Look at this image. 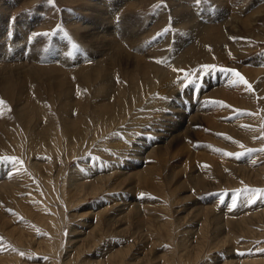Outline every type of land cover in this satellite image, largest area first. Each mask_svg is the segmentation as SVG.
Here are the masks:
<instances>
[{
    "label": "rangeland",
    "instance_id": "374dc122",
    "mask_svg": "<svg viewBox=\"0 0 264 264\" xmlns=\"http://www.w3.org/2000/svg\"><path fill=\"white\" fill-rule=\"evenodd\" d=\"M86 1L100 3L0 0L10 54L0 78L40 70V80L11 82V98L0 90V264H264V194L253 202L250 191L264 189V0ZM99 10L128 55L168 77L139 98L137 115L107 135L93 124L73 145L66 121L137 100L118 71L93 78L116 57L83 41ZM49 75L66 81L62 91Z\"/></svg>",
    "mask_w": 264,
    "mask_h": 264
},
{
    "label": "bare ground",
    "instance_id": "6f19581e",
    "mask_svg": "<svg viewBox=\"0 0 264 264\" xmlns=\"http://www.w3.org/2000/svg\"><path fill=\"white\" fill-rule=\"evenodd\" d=\"M96 1H98V0H96ZM104 1V2H103ZM117 2H119V0H117ZM223 2V1H222ZM86 3H87V1H86ZM87 4H89V5H91V7L93 8H95V6H101V7H105V0H100V3H98L97 5H94V2H93V4L92 3H87ZM115 4V3H114ZM92 8H90V6H88V10H92ZM105 9V8H104ZM107 9V8H106ZM105 9V10H106ZM96 10V9H95ZM105 10H102V11H105ZM93 12V11H92ZM101 12V10H99V17L98 16H96V17H98V18H95L96 19V22H93L92 24H89L88 26H90L89 28H90V30H88L89 32H87L85 35V37H83V41H85L86 40V42L89 44V45H91V46H97V48H95L96 50H98V53L100 54V56H104L103 58L105 59V57H107V56H109V54L110 53H112L114 50V52L113 53H115L116 54V57H115V61L118 63V65H117V67L115 66L116 64H113V63H115V61H113V63H112V61H110L109 62V60L110 59H108L107 61H105V62H107L106 64H107V68H104V66L102 65L101 66V68L103 69L102 71H100V69H99V73L98 74H93V78L96 80H98V78H100V76H102V74H104L105 73V70L107 69V71H106V74L108 73H110V75L111 74H115V73H117V71H118V73H120L121 74V76L123 77V78H125L126 80H133V83H132V86L130 87L131 89L129 90V92H131L132 93V95L135 97V98H137V100L135 101V103L133 104V106L134 107H131V109L128 107V108H126V107H124L125 106V104H122V105H119L118 107L116 106V108L114 109V108H111V106L112 105H110V106H105V105H103V107L101 106V108H98V106H97V108L98 109H96V112H95V114H96V118L95 119H89V117H88V115L86 116V115H84V113L83 114H81V116H80V120H75L72 124H70V123H67L68 121H66L64 124H62V127H63V130H61V133H63L65 136H66V138H67V140H69L72 144L73 143H75V144H78L79 142H81V141H83V140H87V137L88 136H90V130H92V128L94 127V125H96L97 127H99L100 129H102V130H99L100 131V133H101V135H98L96 132H95V135H97V136H102V135H105L107 132H109V131H111L110 129L106 132V133H103L104 132V129H105V127H110V126H112L111 128H113L114 127V129H116V123H119L118 121H120V122H122V121H124V120H126L127 119V117H133V116H135V114H136V109H137V105L138 104H141V102H140V97H142V96H146V94H148L149 93V91H151V90H148V89H152V91L155 89V87L158 85H160V84H158V82L159 81H161V79H162V81L163 80H166V78L168 77L167 75H165L164 74V72H161L162 70H160L159 72H158V74L156 73V71H154V68L153 67H150L147 63H144V62H142L143 60H139V59H137L136 58V56L134 55V57H132V56H130V55H128L125 51L126 50H124L121 46H119V43H118V40H117V38H115V37H113L115 34H112V31L111 30H109V29H107V28H109V26H107V24H111V22H110V18L109 19H107L106 18V14H107V12H105V13H100ZM94 13V12H93ZM91 15V14H90ZM94 15V14H93ZM98 19V20H97ZM191 20V19H190ZM4 21V20H3ZM246 23H248V22H246ZM8 24V23H7ZM101 25L103 26V28L101 27ZM83 27V26H82ZM86 29H87V26H86ZM103 30V31H100V30ZM1 31V30H0ZM1 33V32H0ZM8 34V33H7ZM101 34H103V36H101ZM207 34V33H206ZM228 34H230V33H228ZM227 34V36H229ZM3 35V34H2ZM2 35L0 34V39L1 38H3L2 37ZM226 35V34H225ZM116 36V35H115ZM102 37V38H101ZM205 37V36H204ZM122 38H127V36L124 34V36L122 37ZM135 38H136V36H135ZM134 38V39H135ZM209 38V37H208ZM211 38V37H210ZM219 38V37H218ZM222 39H224V36H223V34H222V37H221ZM134 39L132 40V38H131V40H130V38H129V40H128V38H127V40H125L124 42L126 43V45L127 46H129V45H131V44H133V45H136V44H138V42H139V40H138V38H136V40L134 41ZM6 40V39H5ZM216 40H217V37H216ZM215 40V41H216ZM1 41V40H0ZM3 42H5L4 40H2ZM24 41V40H23ZM218 41H219V39H218ZM14 42H15V44H17L16 42H18V40L16 41V40H14ZM205 42H207V41H205ZM211 42V41H210ZM204 43V42H203ZM218 43V42H217ZM216 44V43H215ZM99 46H100V48H102L103 49V51H101V49H99ZM90 47V46H89ZM6 48V47H5ZM4 48V46L2 45V43H0V62H4V60L6 59V58H9V56H10V54L8 55V50L7 49H5ZM139 48V47H138ZM9 49V48H8ZM11 49V48H10ZM132 49V48H131ZM194 49V48H193ZM192 49V50H193ZM196 49V48H195ZM100 50V51H99ZM64 51V50H63ZM94 51V50H93ZM92 51V52H93ZM87 52V51H86ZM103 52V53H102ZM63 53V52H62ZM78 53V52H77ZM76 53V54H77ZM94 53H96V52H93V54ZM104 53H106L105 55H104ZM190 53V52H189ZM47 54H48V52H47ZM80 54H82V53H80ZM91 54V53H90ZM132 54V53H131ZM202 54V53H201ZM17 55H20V53L19 52H17ZM97 55V54H96ZM133 55V54H132ZM146 55H148V54H146ZM189 55H191V54H189ZM199 55V54H198ZM47 56V55H46ZM62 56V58H59V57H54V58H56L57 60H62V62H63V60L64 59H66V58H64V56L63 55H61ZM74 56H76V55H74ZM82 56L84 57L85 56V54H82ZM203 56V55H202ZM47 57H51V56H47ZM77 57V56H76ZM82 57V59H84ZM140 57H142V56H140ZM187 57V56H186ZM198 57V56H197ZM21 58V57H20ZM72 58V57H71ZM101 58V57H100ZM190 58V57H189ZM36 59H38V57H34L33 58V61H35ZM87 59V58H86ZM89 59H91V58H89ZM89 59H87V60H89ZM107 59V58H106ZM149 59V58H148ZM23 60V59H22ZM75 60H77V59H75ZM25 61V60H24ZM66 61V60H65ZM64 61V62H65ZM69 61V60H68ZM74 61V60H73ZM78 61H79V58H78ZM149 61V60H148ZM184 61V60H183ZM83 62H84V60H83ZM104 63V62H103ZM26 64V63H25ZM99 64V63H98ZM151 64V63H150ZM14 65V64H13ZM20 65H22V64H20ZM63 65V64H62ZM2 66V65H1ZM26 66V65H25ZM70 66H71V64H70ZM153 66V65H152ZM3 67V66H2ZM6 67H7V65H6ZM12 67V66H11ZM16 67V66H15ZM17 67H18V64H17ZM21 67H24L23 65L21 66ZM21 67L19 68L20 70L19 71H21ZM97 67V66H96ZM99 67V66H98ZM14 68V67H13ZM37 68V67H36ZM22 69H25L24 71H22V73H18V75H12V74H14V73H12L9 77L10 78H8V76L7 77H1L0 78V90H2V94L4 95V96H6V97H9V98H11V96H12V94L11 95H9V89H11V87L12 86H14V84L15 83H17V84H20V85H23L25 82V80H27V79H30V78H33V79H38V80H40L38 77L39 76H37L38 74L40 75V73H38L40 70H37V72H36V70L34 69V70H32V68H30L31 70H27L25 67L24 68H22ZM42 69V68H41ZM60 69V68H59ZM135 69H142L143 70V73H142V75H143V78H146V82L145 83H143V84H140V85H137L136 83H135V80H136V78L133 76V73L135 72ZM44 70V69H43ZM94 70V69H93ZM11 71H13V69L11 70ZM10 71V72H11ZM38 73L37 75H36V73ZM42 71V70H41ZM14 72V71H13ZM25 72H30V74H25ZM98 71L96 70V73H97ZM153 72L155 73V74H153ZM45 73V72H44ZM93 73V72H92ZM3 74V73H2ZM23 74H25V76H21V75H23ZM48 74V73H47ZM87 74H89V73H87ZM87 74H81V77H82V79L83 80H85V82H91V83H94L95 82V84L98 82H96L95 80H93V78H91L89 75H87ZM107 74V75H108ZM43 76L45 75V74H42ZM87 75V76H86ZM1 76V75H0ZM54 76L55 75H49V76H46V77H48L49 79L48 80H51L52 79V85L54 86V88L55 89H57V90H59V91H62L63 90V88H64V84H65V82L66 81H60V80H57V79H55L54 78ZM167 76V77H166ZM56 77V76H55ZM103 77V76H102ZM154 77V78H153ZM11 78H13L14 80L13 81H11ZM43 79V78H42ZM46 79V78H45ZM101 79V78H100ZM169 79V78H168ZM161 81V82H162ZM11 82H15L14 84L13 83H11ZM48 82V81H47ZM100 82V81H99ZM107 82V81H106ZM11 83V84H10ZM101 83H104L103 81L101 82ZM169 83V82H168ZM80 84V83H79ZM7 85H9L8 87H7ZM168 85V84H167ZM19 86V85H18ZM102 86H104L103 87V89H101V92H103V91H105L104 89H106V85H102ZM80 87V86H79ZM98 87V86H97ZM109 87V86H108ZM94 88H96L95 87V85H94ZM159 88V87H158ZM109 89V88H108ZM111 89V88H110ZM109 89V90H110ZM160 89H162V88H160ZM8 90V91H7ZM148 90V91H147ZM156 90V89H155ZM154 90V91H155ZM157 90H159V89H157ZM52 91V90H51ZM163 91V90H162ZM85 92V91H84ZM165 92H167V91H165ZM169 92V91H168ZM56 93V92H55ZM62 93V92H61ZM94 93H97V91L96 92H94ZM93 93V94H94ZM125 93V95L127 96L128 95V91L127 92H124ZM158 93H160V92H158ZM98 94V93H97ZM103 94V93H102ZM104 94H107V93H104ZM120 95H122V93H119ZM151 94V93H150ZM165 94V93H164ZM55 95V94H54ZM118 95V94H117ZM161 95V94H160ZM62 96V95H61ZM98 96V95H97ZM107 96V95H106ZM115 96H116V94H115ZM155 96H156V94H155ZM95 98H97V97H95ZM99 98V97H98ZM156 98V97H155ZM101 99V98H100ZM103 99V98H102ZM111 99V98H110ZM122 99V98H121ZM114 101H117V99L116 100H114ZM22 100L20 99V101L18 102V106L20 107L21 106V108H22ZM121 102V101H120ZM119 102V103H120ZM64 103V102H63ZM102 103V102H101ZM73 104V103H72ZM136 105V106H135ZM89 106V105H88ZM139 106V105H138ZM81 107V106H80ZM142 107V106H141ZM90 109H91V107H89ZM94 108V107H93ZM142 108H144V107H142ZM22 111H20V113H19V116H18V118L19 119H21V120H25L26 118H27V116L30 114V112L29 111H25V110H23V109H21ZM93 110H95V109H93ZM34 113V112H33ZM67 113V112H66ZM33 115V114H32ZM133 115V116H132ZM137 115V114H136ZM92 117V116H91ZM35 117H33V116H29V120L31 119V120H33ZM68 118V117H67ZM66 119V118H65ZM87 123L89 124V125H87ZM69 124V125H68ZM82 124H84L85 125V129H79L78 127L80 126V125H82ZM94 124V125H93ZM4 126V125H3ZM26 126V125H25ZM0 128H2V127H0ZM3 129V128H2ZM7 129V128H6ZM2 131V130H1ZM0 131V132H1ZM95 131V130H94ZM93 131V132H94ZM3 132V131H2ZM129 133V132H128ZM55 134V133H54ZM45 135H47V134H45ZM44 135V136H45ZM57 135V134H56ZM107 135V134H106ZM42 136V135H41ZM106 137V136H105ZM51 138V137H50ZM52 138H53V136H52ZM57 138V137H56ZM65 138V137H64ZM104 138V137H103ZM41 140L43 139V136L40 138ZM46 138H44V140H45ZM53 140V139H52ZM66 140V139H65ZM128 140V139H127ZM56 141H57V139H56ZM52 142H54V141H52ZM124 142H125V140H124ZM70 143V144H71ZM51 144V143H50ZM49 145V144H48ZM47 145V146H48ZM74 145V144H73ZM109 145H111V144H109ZM116 145H117V142H116ZM122 145V144H121ZM46 147V146H45ZM110 147V146H109ZM47 148V147H46ZM114 148H115V146H114ZM117 148V147H116ZM78 150V149H77Z\"/></svg>",
    "mask_w": 264,
    "mask_h": 264
},
{
    "label": "snow or ice",
    "instance_id": "6c2138e0",
    "mask_svg": "<svg viewBox=\"0 0 264 264\" xmlns=\"http://www.w3.org/2000/svg\"><path fill=\"white\" fill-rule=\"evenodd\" d=\"M50 3H53L54 5V0H49ZM36 35H48L47 33H38ZM205 69L208 70H215V66L214 65H204L203 66ZM183 71V70H181ZM221 72H229V73H233L237 79L233 81V83H242L244 85H246L249 89H251V84L238 72L235 71L233 69H225V68H221L220 69ZM219 103H223V102H219ZM0 108H7V104L4 100L0 99ZM10 111V109H8ZM241 147H243V145H241ZM252 151V150H249ZM260 151H264V149H260ZM228 155H236L237 158H239L241 155H243V153H237V154H233V153H227ZM253 193L252 196V201L255 202V199L259 196H261L262 194H264V189H251L250 190ZM233 204L235 205V201L233 202ZM21 255H23V253H21Z\"/></svg>",
    "mask_w": 264,
    "mask_h": 264
}]
</instances>
